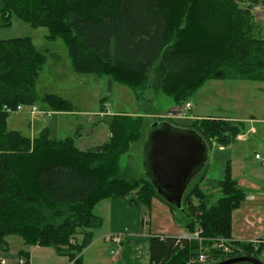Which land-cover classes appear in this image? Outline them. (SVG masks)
<instances>
[{"label":"trees","instance_id":"1","mask_svg":"<svg viewBox=\"0 0 264 264\" xmlns=\"http://www.w3.org/2000/svg\"><path fill=\"white\" fill-rule=\"evenodd\" d=\"M239 1L1 0L0 26H9L16 16L34 28L45 27L49 40L64 41L75 73L108 75L137 96L153 87L183 105L209 79L264 81V38L251 9L242 8ZM48 55L29 37L0 40V249L7 248L6 236L18 234L25 244L55 248L70 262L79 256L75 263L81 264L93 231L101 226L94 206L112 196L130 195L138 187L116 177L117 162L135 143L137 133L141 140L145 137L147 130L142 129L148 122L110 117V140L86 151L70 137L54 140L43 131L31 139L8 130L6 109L19 105L41 100L55 112L73 111L68 100L55 94L41 98L37 93ZM156 65L154 85L146 87L143 81ZM247 68L255 69L251 76L232 75ZM194 122L206 124L205 134L222 146H229L245 129L227 120ZM215 184L222 196L212 205L197 187V192L193 188L185 194L181 209L162 199L184 215L189 234L201 231L202 240L154 237L152 264H202V253L206 264L243 254L264 262L263 243L232 241V212L245 193L229 168L225 179ZM145 186L138 202L149 208L158 194L150 181ZM218 238L231 241L230 254L215 248ZM204 246L212 248L215 257L201 252ZM21 257L29 264L24 252Z\"/></svg>","mask_w":264,"mask_h":264},{"label":"rangeland","instance_id":"2","mask_svg":"<svg viewBox=\"0 0 264 264\" xmlns=\"http://www.w3.org/2000/svg\"><path fill=\"white\" fill-rule=\"evenodd\" d=\"M246 1H250L249 4H251L253 0ZM261 3L264 5V0ZM48 34L47 28H34L16 16H13L9 26H0V40L29 37L33 40L38 50L49 53L41 81L36 89L37 93L41 98L46 94H55L70 101L74 109L68 113L52 111L51 115H47L45 113H38L39 111H44L41 100L36 101L33 105H22L20 111L12 113L8 117V130H16L23 136H30L34 132L37 137L43 131H47L51 139L64 140L66 137L77 139L76 143L78 147L88 150L107 140L108 130H110V117L126 116L130 117L132 121H138L136 123H139V120L136 119L142 118L147 120L148 123L142 130H149L150 124L153 121L163 122L164 120L175 124L179 128L194 130L201 134L210 148L217 149L218 144L212 143L213 138H208L211 136H208V132L207 134L204 132L208 131V126L203 123L197 124L194 122L195 120L189 119L188 116V119L180 117L178 110L182 105L176 104L163 91L151 87L150 90L143 91L137 96V93L131 90L130 87L114 82L108 75L75 73L72 71L64 41L61 39L49 40L47 38ZM156 68L157 65L154 66L147 78L144 79L143 82L146 83V87L154 85L155 78L157 77ZM242 70L245 71H233L232 75L251 76L252 71L255 69L247 68V70ZM135 81L136 83L142 82L141 79H135ZM190 99L194 103L199 101L201 113H214V115L219 117L235 115L237 117H255L256 120H264V81L236 78L209 79L191 95ZM34 108L36 111L34 112V116H32ZM147 112L150 113L147 115ZM190 114L202 115L195 110V104ZM256 126H262L259 130H264V124H256ZM134 130H140V127H136ZM85 132H88L87 135L84 134ZM139 136L137 133L135 143L130 146L128 152L118 159V172L116 171L117 178L128 181L130 186L138 185L134 191L137 195L139 193L144 194V187L147 188L145 186L147 179L144 176L145 173L143 172L141 161V148L147 137H143L141 140ZM263 137L264 134L261 137L260 134L248 137L249 140L245 144V149L248 153L249 162H252L250 164L256 165L257 162L258 164L260 163L259 160L256 161L255 153H259L264 157ZM237 146L240 149L244 148L241 147V144ZM235 147L236 144L232 149H235ZM243 156L246 157V155ZM214 162L213 158H210L203 171L204 173L200 174L192 182L188 192H186L187 195L193 188L196 189L197 187L208 195L209 205L216 203L222 196L221 192H212L216 184L206 179L208 175L207 171L208 169L212 170ZM202 181L206 182V188L202 189ZM140 188L143 189L140 190ZM195 191L197 192V189ZM175 214L182 221L184 220V215L180 212L175 211ZM219 240L231 242L228 238L216 239L215 248L217 250L221 248ZM5 242L7 248L0 249L1 263L21 264V252H24L30 257L29 264H69L68 255L60 254L52 247L27 245L18 234L6 236ZM102 243L107 244L108 252L112 250L110 244L105 241ZM204 247L205 249L201 248V252L206 253L210 257H215L212 248L209 246ZM76 258L78 259L79 256Z\"/></svg>","mask_w":264,"mask_h":264},{"label":"crops","instance_id":"3","mask_svg":"<svg viewBox=\"0 0 264 264\" xmlns=\"http://www.w3.org/2000/svg\"><path fill=\"white\" fill-rule=\"evenodd\" d=\"M261 1L262 0H253L251 1L252 3L249 4L250 1L240 0L239 3L242 8L251 9L254 20L259 25L260 32L264 38V5ZM43 71L44 69L39 76L36 89L41 81ZM72 71L74 70L72 69ZM189 100L192 102V111L195 104V110L202 114L199 116L190 114L189 119L191 120H227L229 122L243 124L245 126V129L242 130L241 134H239L236 140L231 142L229 146H222L218 144V147L215 150L213 147H209L210 158H213V161L215 162L212 164V170L208 169L206 179L210 180L211 183L221 182L226 177V168H229L232 178L236 181L238 187L245 193V199L242 204L232 212V241L264 244V157L262 155H260L262 159H256L255 157L256 161L259 160L260 163L258 164L257 162L256 165L250 164L252 162H249L248 153L245 149V144L248 142V137L250 135L260 134L261 137L264 134V130H259L262 126H256V124H264V120H256L255 117L246 118L237 117L235 115L230 117H219L214 115V113H201L199 108L200 103H198L199 101L194 103L193 100ZM42 109L47 112L39 111V114L45 113L47 115H51L53 111L45 104H43ZM34 114L35 113H32L31 115L34 116ZM98 117L100 116L98 115ZM155 122L153 121V123ZM171 124L176 126L173 123ZM149 130H147L145 138L148 136ZM87 133L85 132L84 134L87 135ZM25 136L31 139L37 138V135H35L34 132H32L30 136ZM110 138L111 132L108 130L107 140L101 144L91 147L88 150L101 146L105 142H108ZM74 140L78 149L86 151L85 149L78 147L76 143L77 139ZM235 144V149H232ZM239 144H241V147L244 148L240 149V147L237 146ZM242 154L246 155V157ZM256 154L259 153H255V156ZM203 171L193 178L187 187L186 192H188L192 182L198 178L200 174L202 175L204 173ZM201 187L202 189L206 188V182L202 181ZM217 191L219 192L218 188L215 186L212 192ZM93 213L101 219V226L96 229V231H93V242L82 252L81 264H152V238L164 236L180 239L188 238L191 235L184 227L182 220L165 202L162 201L160 195H157V197L152 199L151 206H149V208L138 202V196L136 193H132L127 196H112L98 202L93 208ZM113 234L123 236L124 240L122 246H117L108 241V237ZM103 241L111 245V251L108 252V246L107 244H103ZM70 263L71 262L69 261V264Z\"/></svg>","mask_w":264,"mask_h":264},{"label":"water","instance_id":"4","mask_svg":"<svg viewBox=\"0 0 264 264\" xmlns=\"http://www.w3.org/2000/svg\"><path fill=\"white\" fill-rule=\"evenodd\" d=\"M210 148L206 140L191 129L168 121L151 125L142 148L146 178L168 204L181 209L187 187L206 168ZM264 264L253 256H238L213 264Z\"/></svg>","mask_w":264,"mask_h":264},{"label":"built area","instance_id":"5","mask_svg":"<svg viewBox=\"0 0 264 264\" xmlns=\"http://www.w3.org/2000/svg\"><path fill=\"white\" fill-rule=\"evenodd\" d=\"M22 109V105H19L17 106V108L15 109H6L8 114H12V113H15V112H18ZM192 110V102L191 101H186L184 102V104L182 105V107L178 110L179 112V116L186 119L187 116L189 117V113L190 111ZM36 110L34 108V110L32 111V113H34ZM188 119V118H187ZM256 159H262L260 154H256ZM200 233L201 231H197L195 232L193 235H190V237H188L190 240H199L201 241V237H200ZM123 236L122 235H119V234H113L111 235L110 237H108V241L117 245V246H122L123 245ZM220 241V250H222V252L224 254H230L231 251V248H230V245H229V241L228 240H219ZM262 258H264V253L262 254ZM77 258L74 259L70 264H76ZM199 262L202 263V264H206L207 263V256L205 254H200L199 255ZM20 263L21 264H27V259L25 257H22L21 260H20Z\"/></svg>","mask_w":264,"mask_h":264}]
</instances>
